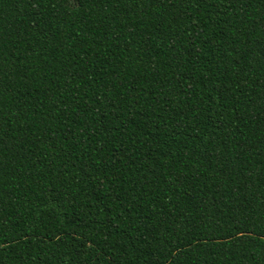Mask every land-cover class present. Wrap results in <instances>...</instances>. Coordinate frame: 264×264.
Wrapping results in <instances>:
<instances>
[{
  "label": "trees",
  "instance_id": "16d2710c",
  "mask_svg": "<svg viewBox=\"0 0 264 264\" xmlns=\"http://www.w3.org/2000/svg\"><path fill=\"white\" fill-rule=\"evenodd\" d=\"M0 0V264H264V0Z\"/></svg>",
  "mask_w": 264,
  "mask_h": 264
},
{
  "label": "rangeland",
  "instance_id": "374dc122",
  "mask_svg": "<svg viewBox=\"0 0 264 264\" xmlns=\"http://www.w3.org/2000/svg\"><path fill=\"white\" fill-rule=\"evenodd\" d=\"M72 3H75V1L72 0Z\"/></svg>",
  "mask_w": 264,
  "mask_h": 264
}]
</instances>
